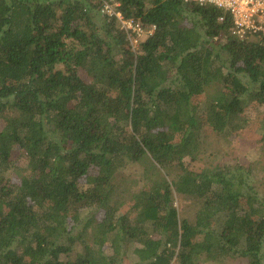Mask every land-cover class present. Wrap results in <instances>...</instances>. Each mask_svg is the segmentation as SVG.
I'll use <instances>...</instances> for the list:
<instances>
[{
    "label": "trees",
    "instance_id": "obj_1",
    "mask_svg": "<svg viewBox=\"0 0 264 264\" xmlns=\"http://www.w3.org/2000/svg\"><path fill=\"white\" fill-rule=\"evenodd\" d=\"M119 2L154 25L135 51L95 0H0V264H264L251 165H189L207 131L256 122L264 143V33L238 39L212 4ZM125 165H143L129 199Z\"/></svg>",
    "mask_w": 264,
    "mask_h": 264
},
{
    "label": "rangeland",
    "instance_id": "obj_2",
    "mask_svg": "<svg viewBox=\"0 0 264 264\" xmlns=\"http://www.w3.org/2000/svg\"><path fill=\"white\" fill-rule=\"evenodd\" d=\"M258 35L249 37V40L256 41ZM264 111V107L260 109ZM257 124L250 123L247 127L239 130L237 134L230 136H220L212 131L203 133L201 143L195 158L190 161L191 167L195 169L209 168L213 169L223 164H244L251 165L252 179L251 181L256 186L260 196L264 197V143L258 140ZM143 165H125V169L118 175L117 186L119 187V179L127 176L129 182L125 181V177L121 185L126 191L127 199L133 197L143 184V179L139 178ZM177 177L176 172H169L166 178L170 183H174ZM146 183V182H145ZM174 206L178 210L179 218L187 216L189 219H194L198 203L191 199L181 198L174 194ZM84 221V220H83ZM92 235L86 234V240L91 241ZM76 251L79 248H75ZM72 256V255H71ZM201 264H246L242 258H229L225 261H204Z\"/></svg>",
    "mask_w": 264,
    "mask_h": 264
},
{
    "label": "built area",
    "instance_id": "obj_3",
    "mask_svg": "<svg viewBox=\"0 0 264 264\" xmlns=\"http://www.w3.org/2000/svg\"><path fill=\"white\" fill-rule=\"evenodd\" d=\"M99 12L113 18L119 29L123 30L135 51L141 41L152 34L154 25L144 26L139 18L124 17L119 0H95ZM198 4H212L227 11L232 18V32L240 40L264 33V0H184Z\"/></svg>",
    "mask_w": 264,
    "mask_h": 264
}]
</instances>
